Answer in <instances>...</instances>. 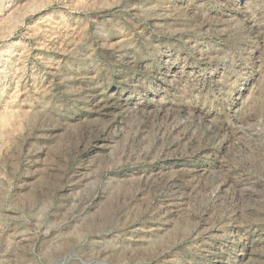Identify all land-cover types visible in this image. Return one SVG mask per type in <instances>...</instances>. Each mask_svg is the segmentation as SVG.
I'll return each instance as SVG.
<instances>
[{
    "label": "rangeland",
    "instance_id": "374dc122",
    "mask_svg": "<svg viewBox=\"0 0 264 264\" xmlns=\"http://www.w3.org/2000/svg\"><path fill=\"white\" fill-rule=\"evenodd\" d=\"M0 264H264V0H0Z\"/></svg>",
    "mask_w": 264,
    "mask_h": 264
}]
</instances>
